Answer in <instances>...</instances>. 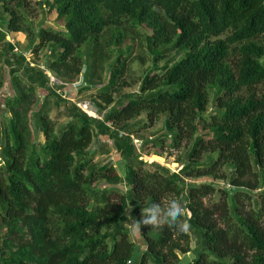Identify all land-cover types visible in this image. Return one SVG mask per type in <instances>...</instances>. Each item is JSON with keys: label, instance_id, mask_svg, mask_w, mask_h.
<instances>
[{"label": "trees", "instance_id": "16d2710c", "mask_svg": "<svg viewBox=\"0 0 264 264\" xmlns=\"http://www.w3.org/2000/svg\"><path fill=\"white\" fill-rule=\"evenodd\" d=\"M31 1L0 0V67L14 91L0 102V264H180L192 234L189 264H264V0H37L56 13L39 29ZM19 32L35 54L49 47L45 69L7 39ZM137 40L150 64L103 119L64 97L83 78L78 90L111 106L133 85ZM51 99L66 121L52 118ZM160 119L146 143L160 156L165 144L184 149L179 171L137 153L133 134ZM97 137L114 140L125 179L92 162ZM173 198L190 230L145 227L143 247L133 240L128 209L138 219Z\"/></svg>", "mask_w": 264, "mask_h": 264}, {"label": "rangeland", "instance_id": "374dc122", "mask_svg": "<svg viewBox=\"0 0 264 264\" xmlns=\"http://www.w3.org/2000/svg\"><path fill=\"white\" fill-rule=\"evenodd\" d=\"M31 5V11H30V19L35 27V29H39L40 24L42 21L47 20L48 23L54 24L56 21V13L55 12H47L45 11L44 6H41L37 3V0H32L30 2ZM3 19H7L6 15L4 14ZM3 29L6 27L2 26ZM7 39L15 44V50L24 52L25 56L27 58V61H29L32 65L36 66L39 65L41 69H45V64L47 63L49 57H50V51L49 47L46 46L43 48L38 54H35L33 52L34 44L30 42V39L28 38L27 34L24 32L19 33H9L7 35ZM39 40H36L35 43H38ZM2 46V45H1ZM145 47L144 44L139 43V40H137V45L134 50V55L137 59L132 64V73L129 72V74L126 76L128 81H131L133 83L132 86H126L122 89V92L120 94H116L115 102L111 105L106 107L105 110L101 111L100 107L98 106L97 102H99V99L97 95L94 93V91H83L81 92L79 89V82L75 83L72 88L69 90V92L64 96L70 99L72 102L76 103L80 107H82L84 110L88 111L92 116L97 117V119H103L106 113H108L112 106L117 104L118 98L120 95H124L126 93H132L137 92L139 89V80L141 79V76L144 73V70L149 66L150 62L148 60V57H145L146 63H141L140 58L138 56L139 53L142 52L141 49ZM5 52V50H3ZM145 53V52H144ZM11 56V54L9 55ZM1 65V62H0ZM3 71L5 72V83L3 87L0 90V102L3 105L4 98L8 95L13 94V88H12V80L9 75V68L5 66L4 70L0 67V79L3 77ZM52 75V73H51ZM104 83L107 82L108 74H104ZM20 77H23V73H20ZM52 86H55L59 91H61L60 87L61 85L65 84V81L61 80V78H54L52 76L51 78ZM81 81V80H80ZM58 91V92H59ZM72 95V96H70ZM40 99H44L43 95L40 96ZM59 104L55 102V99H51L50 102V113L52 118L59 119L58 124L66 121L67 119L64 116L59 117L60 111H64L65 103L61 100H59ZM1 109H3V106H1ZM0 115V127L3 123V118ZM164 124L163 119L158 120L154 126L144 129L141 132L133 134V140L137 149V153L140 155L141 159H144L148 162V165L151 163H160L164 166L168 167L171 171H179L182 163L180 160H185V150L184 149H173L168 146V144L161 149L157 148V150H162L163 155H157L155 152V147L152 146L150 143H146L147 139L154 138L155 136L161 134L163 132ZM202 133L207 135L205 131L202 130ZM37 140L40 142H44V136L42 133H37ZM185 145V144H184ZM183 145V146H184ZM88 153H94V158L92 162L98 166L105 164L107 162H112L116 165L118 173L121 175L123 179L127 176V165L126 161L121 157L120 153L117 151L114 140H107L104 137H97L95 138L94 143L91 145V147L88 150ZM213 177H201L198 179H194V182H212ZM219 181V180H217ZM125 183V182H124ZM223 184V181L217 182ZM125 187V185H124ZM128 214L131 215V224L133 221V207H130L128 209ZM131 224H126L127 228H131ZM132 239L142 244L143 247V241L141 238H139L138 235H133L131 233ZM198 239L194 234H192V251H190L187 254H181V261L180 264H189L192 262V260L196 257L198 253ZM139 255L136 254L135 258L138 260Z\"/></svg>", "mask_w": 264, "mask_h": 264}, {"label": "clouds", "instance_id": "9594fccd", "mask_svg": "<svg viewBox=\"0 0 264 264\" xmlns=\"http://www.w3.org/2000/svg\"><path fill=\"white\" fill-rule=\"evenodd\" d=\"M184 215V206L175 198L168 200L167 207L163 211L160 204L154 203L149 208L142 210L138 219L133 218L131 232L135 236L140 234L145 227L160 229L167 226L175 228L179 232L187 233L191 226L184 219Z\"/></svg>", "mask_w": 264, "mask_h": 264}, {"label": "built area", "instance_id": "2783aa9c", "mask_svg": "<svg viewBox=\"0 0 264 264\" xmlns=\"http://www.w3.org/2000/svg\"><path fill=\"white\" fill-rule=\"evenodd\" d=\"M51 76V75H50ZM83 82V78L81 79V81H79V84H81Z\"/></svg>", "mask_w": 264, "mask_h": 264}]
</instances>
